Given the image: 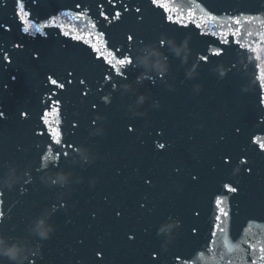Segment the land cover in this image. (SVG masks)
<instances>
[{
	"label": "water",
	"instance_id": "obj_1",
	"mask_svg": "<svg viewBox=\"0 0 264 264\" xmlns=\"http://www.w3.org/2000/svg\"><path fill=\"white\" fill-rule=\"evenodd\" d=\"M173 3L185 15L191 7L197 18L211 13L220 23L241 13L264 19V0ZM141 8L143 23L134 18L127 31L143 41L132 52L142 58L159 50L170 70L163 79L153 72L151 80L137 83L145 69L135 63L115 95L102 81L91 103L97 107H89L72 141L79 149L69 147V160L59 170L71 173L70 182L52 186L41 212L55 206L50 217L55 231L43 242L31 237L33 245L42 243V255L33 258L36 264H152L153 250L161 253L153 264H183L176 261L177 254L188 264H225L219 258L223 249L219 242L213 245L210 236L216 196L224 197L229 210L224 227L233 240L264 241V153L252 143L256 137L264 141V105L260 103L264 92L257 86L254 57L233 44L226 56L205 66L198 60L206 54L205 38L199 33L219 31L216 24L180 29L168 25L163 10L152 6L151 0H144ZM246 28L253 32L247 40L260 39L258 25ZM165 38L173 39L176 46L187 41L186 63L172 45H160ZM125 84L151 97L139 109L143 115L133 114L136 94L122 87ZM93 119L96 124L91 123ZM126 125H134V132L127 133ZM236 126L242 129L237 135ZM220 135L225 140L217 143ZM169 141L174 147H167ZM157 143H165L166 148L158 149ZM80 149L91 158H82ZM222 154L230 157L227 165ZM242 159L252 167L251 174L240 164ZM177 167L179 173L174 171ZM189 173L198 180L192 181ZM145 177L152 179V186L144 183ZM224 183L236 186L238 194L227 193ZM138 201L145 204L143 209ZM117 207L123 213L120 218L115 217ZM168 225L174 227L162 231ZM133 233L135 239L129 241L127 235ZM209 247L218 250L215 258L206 251ZM96 250L103 251V262L95 257ZM201 251L204 261L198 258Z\"/></svg>",
	"mask_w": 264,
	"mask_h": 264
},
{
	"label": "snow or ice",
	"instance_id": "obj_2",
	"mask_svg": "<svg viewBox=\"0 0 264 264\" xmlns=\"http://www.w3.org/2000/svg\"><path fill=\"white\" fill-rule=\"evenodd\" d=\"M35 2V0H33ZM107 3L110 7V11L105 10L103 3L98 5L99 16L102 17L103 21L108 25L115 26L116 22H123V17L125 14L135 16L137 23H143L144 15L142 8L139 6L129 7V4L125 0H119V7H117L116 0H107ZM17 5V14L18 18L22 24V31L25 34H28L30 30H34L37 33L42 35H47L46 32L42 31V28H52L59 29V34H62L64 37L71 39L72 41L80 42L83 45H86L87 48L92 53V60L100 68V77L99 80H103L106 86L113 90V95L115 91L119 89L121 84L127 79L128 72L132 69L136 63L135 55L132 52V48L135 47L137 42L143 43L142 40L137 37L134 31L126 32L124 35L123 42L120 46H117L115 43H111L106 36V32L101 30L97 23L89 15V9L83 8L80 3L75 5L76 11L72 14L68 12L62 13L63 16L67 17L70 21H73L71 24H65L58 21L56 15L51 16L47 23L38 26L32 23L29 19V12L25 9L24 0H16ZM151 5L157 9L163 10V19L166 20L167 24L174 26L180 29H188L190 25H194L195 28L201 29L204 26H207L209 22L216 24L219 28V31H201L200 36L204 37L206 54H202L198 57L199 62L203 65H208L213 60H220L227 55L228 49L231 45H237L239 48L246 50L251 53L254 57L256 64L255 68L257 70V86L261 92H264V19H261L260 16L253 14L241 13L235 16H229L227 22L220 23L219 17L208 13L206 16L202 15L197 18L193 8L189 7L187 9V14L185 15L184 9L173 3V0H151ZM247 25L259 27V31L256 33L260 39L258 41H249L246 37H252L253 32L246 28ZM0 28L8 30L6 26L0 25ZM161 46L165 45V41L162 39L159 41ZM22 44L16 43L13 45L15 49H21ZM0 55H2L3 62L10 65L13 61L10 59L8 52L0 49ZM34 59H38V54H34ZM67 76L69 77L66 80V84L71 86L73 84V72L68 71ZM163 79V75H161ZM12 80H15L16 77L12 76ZM99 80L97 83H99ZM46 82L54 86V90L49 94L48 104L43 111L40 120L45 126L46 132H41L39 135L47 136L48 139V149L47 154L44 156L45 161L57 162V167H59L60 161L69 160L68 152H61L60 147L62 145H67L68 147L73 148L75 151L79 149V145L75 143L69 144L64 139L63 129L58 124L56 119L50 120L49 117H57L61 112L59 99H54L56 96L55 90H64L66 87L65 83L60 82L58 79L54 78L53 75L46 76ZM76 83L79 85H85V78H77ZM6 89L7 85H3ZM90 94V90L82 89L81 96L87 97ZM107 101V97L104 98ZM260 103L264 105V95L260 97ZM97 105L95 103L90 105V108L94 109ZM29 113L27 111H21V119H27ZM6 119V114L0 106V120ZM92 124H96V119L91 121ZM72 128H76V125L73 124ZM134 125H126L125 131L129 134L134 132ZM234 134H240L242 129L240 126L234 128ZM160 134L159 132L157 133ZM190 139H192L190 137ZM225 140L224 135H220L217 139V143H220ZM252 143L258 146L261 153H264V141H261L259 137H256ZM156 147L160 150L166 148L165 143H157ZM168 148L174 147L172 142L167 143ZM221 159L224 164L227 165L230 161V157H224L221 155ZM240 164L246 166V172L251 174L253 169L248 164L246 159L240 160ZM175 172L179 173L181 168L177 167L174 169ZM192 181H197L198 176L192 173H189ZM144 183L152 186L153 181L150 177H145ZM223 189L227 193L238 194V188L233 186L230 183H224ZM4 193L0 192V196ZM146 199V197H145ZM107 200V197H105ZM139 207L143 209L145 204L139 202ZM216 214L214 216L213 230L210 233L212 239L211 243L213 245L219 242L220 247L223 249L222 252H219V258L225 261V264H264V241L257 240L255 243L249 240H239L235 241L230 237V233L226 232L224 227V222L229 218V210L224 207V197L216 196L214 200ZM55 210V206H54ZM195 215H199V212H195ZM122 211L119 207L115 210V217L120 218L122 216ZM92 218H96V213H92ZM7 223V218L3 212H0V226H3ZM163 225V224H162ZM161 225V226H162ZM161 226L159 232L161 233ZM192 233L196 232V228H192ZM127 239L132 241L135 239V234H128ZM83 244V241H80ZM207 252L212 254V257L215 258L218 250L214 248H207ZM161 253L159 250H153L150 252V261L158 262ZM95 257L103 262L105 260L104 253L102 250L95 251ZM201 261L205 260V252L201 251L198 257ZM176 261H183V264H188V260L184 259L181 255L177 254L175 257ZM33 264H36L33 260ZM79 264V262H78Z\"/></svg>",
	"mask_w": 264,
	"mask_h": 264
},
{
	"label": "clouds",
	"instance_id": "obj_3",
	"mask_svg": "<svg viewBox=\"0 0 264 264\" xmlns=\"http://www.w3.org/2000/svg\"><path fill=\"white\" fill-rule=\"evenodd\" d=\"M166 43L172 45V50L177 56H183L184 62H187L188 56V44L185 40L181 46H176L173 39H163ZM156 57V59H151ZM137 66H143L144 72H141L137 77V83H142L145 80H151L153 78L152 73L155 72L156 76L166 75L169 72V64L167 57L159 50H153L148 57H136ZM124 87L127 90L133 91L136 94V105L133 111L134 115H143L139 111L140 108L151 99L147 93H140L131 84H125ZM155 107H159V102H153ZM79 153L85 160L90 159L87 151L80 149ZM29 180L31 179L30 173L24 174ZM71 173L57 172L42 177V181L52 186L60 185L65 186L70 182ZM20 177L17 175L16 169H10L7 178L4 181L3 187L11 189L19 181ZM80 180H77L79 183ZM0 187V188H3ZM54 209L45 210L34 222L28 227L29 235L23 238H16L12 243H9L7 239L0 234V257H6L12 264H33V258L42 255V243L33 245L31 243V237L37 238L39 242H43L49 239L52 233L55 231L54 225L50 223V217L53 214ZM174 225H168L162 231L170 230Z\"/></svg>",
	"mask_w": 264,
	"mask_h": 264
}]
</instances>
